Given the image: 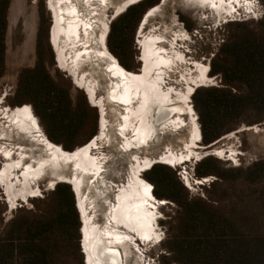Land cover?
<instances>
[{
  "label": "rangeland",
  "instance_id": "obj_1",
  "mask_svg": "<svg viewBox=\"0 0 264 264\" xmlns=\"http://www.w3.org/2000/svg\"><path fill=\"white\" fill-rule=\"evenodd\" d=\"M59 1L61 4L58 5V10L74 8L82 22L74 36L68 30L69 25H73L74 18L60 12L61 20L56 22L48 0H13L8 14L6 71L0 79V203L5 208L3 226L19 210L46 216L52 208L55 170L57 178H66L65 181L72 178L65 170H61L64 174H58V167L52 172L46 171L52 167H49L50 156L48 157L49 153L44 144L46 133L40 123L35 133L28 134L26 131L22 132L12 119L11 111L16 107H12L11 102L14 99L18 75L24 69L33 68L36 62L40 12L43 13L41 40L46 67L56 82L70 90L74 103L85 101L88 105L89 121L81 134L82 144L79 147H84L98 138L95 143L96 154L91 155L102 163L100 172H103L100 174L102 179L99 184L101 191L107 187L110 192L107 195L100 190L95 192L91 179L87 176L84 178L82 190V185L75 188L83 221L81 224L79 216V231L83 227V238L85 222L95 231L101 230L100 227L105 228L106 207L108 203L112 206L115 204V195L127 182L130 164L137 159H148L153 162V166L160 165L171 170L190 199L206 201L231 215L264 213V182L249 185L244 180L223 182L218 178L225 171H245L264 160V120L260 121L254 115L246 114L239 122L228 125L217 139L207 143L203 140L199 114L193 104V95L197 90L223 87L221 75L211 73L212 66L222 61V47L239 32L236 24L245 23L258 30L262 29L258 23L264 22V0H224L233 12L221 23L218 21L216 9L218 3L213 8L210 4L200 5L192 0H160L130 28L120 22L124 13L114 17L116 9L121 7L124 0ZM249 2L252 4L248 5ZM105 25L109 27L105 44L109 51L101 43ZM56 29L62 33L55 35ZM121 31L123 34L120 36ZM98 36L100 52H110L109 58L117 60L120 65L122 61L130 68L129 73L135 75H141L144 70L142 42L145 39L158 38L155 48L158 59H162L158 62L163 63L165 60L164 63L169 64L165 66L167 75L163 74L164 83L162 78L159 86L164 84L163 90L172 92L169 95L172 94L174 105L183 106L185 103L191 110V115L181 117L182 124L178 129L158 132L161 133L157 134L158 144L155 143L156 139H152L146 147H131L128 152L123 150L124 142L134 138L131 126L133 118L129 111H135L141 104L139 99L134 104H127L107 97L118 89L116 81L113 84L109 82L107 74L102 70L104 65L101 61L86 60L91 53L96 54L98 49L95 42ZM85 51H88L89 57L82 53ZM59 53L64 56L65 68L59 63ZM79 53H82L80 58H76ZM179 56L181 59L177 58ZM162 68L160 71L159 68H153L150 77L158 81ZM202 74L207 81L194 84L193 81H197ZM78 81H82L84 85L79 86ZM85 85L93 91L94 99H91ZM240 89V92L244 91L242 87ZM142 95L143 93H138L139 98ZM187 96L189 100H184ZM178 99L181 103H178ZM29 107L31 106L23 105L17 108ZM8 109L11 110L9 113ZM2 115H5L7 121L3 120ZM193 122L196 127L192 125ZM193 128L199 129L201 139H193ZM50 143L59 149L61 147L51 141ZM169 155L177 159L182 157L183 160L175 165L167 164L164 159ZM41 164H46L49 168L41 169ZM152 167L148 170L142 169L144 171L141 177L153 188L146 177ZM198 169L200 173L207 170L212 174L199 175ZM4 170L8 175L2 179ZM25 188L34 194L23 200L19 195ZM153 198L156 200L153 203L154 218L149 226L154 241L147 242L121 223L113 229L114 235L127 236L125 240L119 239L116 247L122 255L123 264H176L167 243L176 234L179 208L170 200L155 196ZM126 241L127 246L124 245ZM84 259L81 250L70 259H61L60 264H85Z\"/></svg>",
  "mask_w": 264,
  "mask_h": 264
},
{
  "label": "trees",
  "instance_id": "obj_2",
  "mask_svg": "<svg viewBox=\"0 0 264 264\" xmlns=\"http://www.w3.org/2000/svg\"><path fill=\"white\" fill-rule=\"evenodd\" d=\"M12 2L0 0V79L6 71ZM159 2L144 0L130 7L120 22L133 27ZM39 18L36 62L33 68L19 73L11 106L30 105L47 138L65 151H73L82 144L80 137L88 124L90 109L85 101L74 103L70 90L51 77L42 53V12ZM235 26L239 32L222 47V61L211 69L212 74L221 75L223 87L197 90L193 95L207 143L246 114L264 120V22L258 23L261 30L245 23ZM240 87L244 91L240 92ZM198 173L212 174L207 170L200 173L199 169ZM146 177L156 198L170 200L179 208L176 234L167 243L176 264H264V213L231 215L206 201L190 199L173 172L164 166H153ZM218 178L259 185L264 182V160L245 171H225ZM51 199L52 208L46 216L19 210L5 226V208L0 203V264H60L61 259L81 252L80 218L71 187L58 184Z\"/></svg>",
  "mask_w": 264,
  "mask_h": 264
},
{
  "label": "bare ground",
  "instance_id": "obj_3",
  "mask_svg": "<svg viewBox=\"0 0 264 264\" xmlns=\"http://www.w3.org/2000/svg\"><path fill=\"white\" fill-rule=\"evenodd\" d=\"M48 1H49V6L54 13L56 22H59L61 20V17L59 16L60 12L68 16L70 15L74 18L73 25H69L68 27L69 33H71V35L74 36L75 33L78 31V27L82 24V22L79 20L78 16L76 15L75 9L65 8L63 11L62 10L60 11L58 10V8H60L58 5L61 4L59 0H48ZM125 1L126 0L122 1L123 3L120 8L116 9V13H119L123 9ZM192 1L200 5L210 4L211 7L213 8H215V5L218 3L216 9L218 13V21L220 23L225 22L227 15L231 16L233 12L232 8H230L228 4H225L224 0H218V1L192 0ZM247 4L251 5L252 2H249ZM103 29L104 31L101 36V43L104 47H106L105 45L106 35L109 31L108 25H105ZM60 33H62L61 30L59 29L55 30V35H58ZM156 41H158V38L145 39L142 42V46H143L142 56L144 60V70L141 75H135L133 73H129L124 69H122L119 66V64H117L116 60L109 58L110 55L109 52H108L109 55L103 52H99V57L109 61L108 69L110 73L115 78H117V81H119V83H117L118 89L115 90L113 93H109V98L112 100H119L127 104H131V103L134 104L136 99H139V104H141L135 108V111H133L134 109L129 111L130 115H132L133 118L131 126L133 129L134 138L133 140H126L124 142L123 149L127 151L131 147L132 148L146 147L148 141L149 140L152 141V139L157 137L159 131H164L166 129L168 131L171 130L172 128L178 129L182 124V119L180 115H176L177 117L175 119L172 120L170 119L171 120L170 122H168L165 125H162L161 127H157L154 124L153 113L155 109L158 107V110H160L161 106L167 107L169 109L171 107H174L171 105H174L175 102L174 100H172L169 93L162 91L161 87L159 86V83L162 82L163 74H165L167 70L165 66L169 64L168 62L164 63L165 62L164 58H163L164 60L163 63L158 62L159 60L158 52L155 48ZM87 52L85 51L82 53H86V56L89 57ZM82 53L76 55V58H80ZM177 58L181 59L180 56ZM58 59L60 65L65 68L66 62L64 60V56L62 53L58 54ZM161 60L162 59H160L159 61ZM161 67L163 68L159 73L160 76L158 77V81L153 80V78H151L149 75L150 72L152 71L153 68L154 69L159 68L160 71ZM206 81L207 79L202 74L197 78V81H193V83L197 85V84L205 83ZM77 84L79 86L84 85L82 81H78ZM85 88H87V91L91 99H94L93 91L89 88V86L85 85ZM138 93H143L142 95L143 97L139 98ZM188 94L190 95V90L188 91ZM184 100H189V96H187ZM178 103H180L179 99H178ZM181 107L185 108L188 114L191 115V110L187 108V105H185V103H183V106ZM29 109L15 108L13 111L8 109V113L10 111L12 113L13 122L17 124V126L20 128L22 132L26 131L28 134L33 132L35 133L38 130L36 119L30 113ZM173 112L174 110H170V112L167 113L172 114ZM163 113H166V111L163 110ZM161 120L162 118L159 121H156V124L158 122H161ZM100 124H101V118H100ZM192 125L194 127L197 126L194 122ZM102 130L103 129L101 128L100 131ZM193 130H192L193 139L194 140L201 139L199 129L193 128ZM97 139L98 138H95V140L87 148L78 147L76 148V150L72 152H64L61 148L59 149L58 147L50 143L48 139L45 138L44 144L47 149L46 151H48L49 153L48 157L50 156V160L48 161V163H49V167H52L50 169H47L46 171L51 170L52 172V170L54 168L56 169L57 167H59V165L62 166V164L73 163L74 169L77 170L80 176H84L85 174H87V175H92L94 178L97 177L101 173L100 172L101 163L99 162V159L97 157H94L92 155L88 156V154L86 153V151L89 148H91L92 146L95 147L96 145L95 143ZM156 140H158V138H156ZM182 160H183L182 157L181 158L179 157L177 159L176 157L170 155L165 157L164 159L165 163L174 164V165L178 164ZM151 164H152L151 161H149L148 159H144L143 161L141 159L136 160V166L133 165L131 167L132 175H131V179L128 182V187H123L120 190L119 195L117 196V201L119 203V206L115 208V212L111 217L112 221L114 222V225L121 223L122 225L127 226L126 228L128 230L134 231V233L137 234V236H140L144 240H147V242L149 243L154 241L152 238L153 236L151 235L152 231L149 225L152 223V218H154L153 210L155 209L154 208L155 205L153 203L156 200L155 198H153V195H151L152 187L145 180H142L139 177V175L141 174L142 169L148 168ZM49 167H47L46 164L40 165L41 169L49 168ZM7 175H8L7 171L4 170L1 175L2 179L5 178V176ZM80 176L74 175L73 180L67 179L66 181L71 182L73 186H75L74 188H78L82 185ZM62 178H58V179L54 178L53 180H55V183L57 182V180L65 181L66 178L65 177H64L65 179ZM32 194H34V192L30 191V189L28 188H25L20 193L19 196L20 198L25 200L27 196ZM128 225L130 226L128 227ZM113 229L114 228L110 230L95 231L90 229L88 223L85 222V227L83 230L84 232L83 245L86 253L85 256H86L87 264H117L118 256L117 257L114 256L118 254L117 251L118 248L116 249L118 245L117 241L119 239L125 240L127 236L114 235L115 232L113 231ZM112 248H115V250H111Z\"/></svg>",
  "mask_w": 264,
  "mask_h": 264
},
{
  "label": "flooded vegetation",
  "instance_id": "obj_4",
  "mask_svg": "<svg viewBox=\"0 0 264 264\" xmlns=\"http://www.w3.org/2000/svg\"><path fill=\"white\" fill-rule=\"evenodd\" d=\"M262 1V0H261ZM106 38H107V35H106ZM95 44H96V47H97V49L98 50H96V54H90V58H86V60H88V59H96V61H101V63L104 65V67H103V72H105V74H107V78L109 79V82L111 83L112 82V84H113V82L115 83V81H117V78H115L111 73H110V71H109V69H106V66H108L109 65V61L108 60H105L104 58H101V57H99V52H100V50H101V46H99L100 44H99V36L97 37V41L95 42ZM106 44V43H105ZM107 47V46H106ZM107 50H108V48H107ZM109 51V50H108ZM110 53V52H109ZM111 55V54H110ZM117 61V60H116ZM117 64H119V62L117 61ZM119 66L122 68V69H124L120 64H119ZM125 71H127V72H129L128 70H126V69H124ZM142 72V71H141ZM164 75H167V73H165ZM165 78V76L163 77V83H164V79ZM116 83H119V81H117ZM163 87H164V84H161V90L162 91H164L163 90ZM164 92H166V93H172L170 90H167V91H164ZM107 97L109 98V94L107 95ZM171 98H172V100H173V97H172V94H171V96H170ZM191 101V100H190ZM181 103V102H180ZM171 106H174V107H171V108H167V107H162L161 106V108H160V110H158V107L155 109V111H154V116H153V118H154V124L157 126V127H161L162 125H165V124H167L168 122H170L172 119H175L177 116L176 115H180L181 117H186L187 115H189L188 114V112L186 111V109L185 108H183V107H179V105H171ZM192 108V107H191ZM163 110H165L166 111V113H163ZM170 110H174V112L172 113V114H170V113H167V112H170ZM194 111V110H193ZM173 117V118H172ZM162 118V120H161V122H158L157 124H156V121H159L160 119ZM171 119V120H170ZM161 133H159V135H160ZM200 136H201V134H200ZM159 136L157 135V137H155L154 138V140L156 139V138H158ZM49 140V139H48ZM158 140H159V138H158ZM158 140H156L155 141V143L156 144H158L159 143V141ZM50 141V140H49ZM43 145V144H42ZM44 146V145H43ZM60 147V146H59ZM61 148V147H60ZM45 149V148H44ZM62 149V148H61ZM63 150V149H62ZM125 152H128L127 150H125V149H123ZM64 151V150H63ZM74 151V150H73ZM72 152V151H71ZM135 156V155H134ZM134 158V157H133ZM134 160V159H133ZM101 163V162H100ZM102 164V163H101ZM63 165H66L64 168H61V166L59 165V167H58V169L60 168V171H59V173L58 174H64V173H62L61 172V170H65V173L68 175V176H70V177H72L71 179H73V175H79L80 176V174L77 172V170L76 169H73V164H62V166ZM133 165H136V161L134 160V162H131V164H130V172H129V176H128V179H127V182H126V184L125 185H123L122 187H121V189L123 188V187H125V186H127V184H128V182H129V180L131 179V166H133ZM151 165H153V162H152V164ZM150 165V166H151ZM73 166V167H72ZM149 166V167H150ZM148 167V168H149ZM102 168V167H101ZM103 170V169H102ZM103 171H101V173H102ZM100 173V174H101ZM142 173V172H141ZM100 174L97 176V177H93V176H91V175H87V174H85L84 176H80L81 177V183H82V187H81V190H82V188H83V186H84V178H85V176H87V177H90V179H91V183H92V187H93V190L95 191V192H97V191H101V189H100V187H99V184H101V181H100V179H102V177H100ZM139 177L142 179V177H141V175H139ZM71 179H68V180H71ZM147 182V181H146ZM121 189H119V191H118V193L115 195V204L112 206L111 204H109L108 203V205H107V213L105 214V228L104 227H100L101 228V230H110V229H112V228H115L116 226L114 225V222L112 221V220H110L111 219V217L113 216V212L115 211V208L117 207V205H118V202H117V196L119 195V192H120V190ZM104 195H107V194H109L110 192H109V188H105L103 191H101ZM152 193V192H151ZM151 195H153V194H151ZM154 197V196H153ZM82 224V223H81ZM118 228H121V229H123V230H125V231H128V230H126L125 228H123L122 226H118ZM129 232H131V231H129ZM133 235H135L133 232H131ZM127 242L128 241H126V243L124 244L125 246H127ZM123 245V246H124ZM122 247V246H121ZM85 258H86V256H84ZM121 261H122V264H123V258L121 257ZM87 264V263H86Z\"/></svg>",
  "mask_w": 264,
  "mask_h": 264
},
{
  "label": "water",
  "instance_id": "obj_5",
  "mask_svg": "<svg viewBox=\"0 0 264 264\" xmlns=\"http://www.w3.org/2000/svg\"><path fill=\"white\" fill-rule=\"evenodd\" d=\"M144 0H126L125 1V3H124V6H123V9L119 12V13H116L115 12V15H114V17H117V16H119L120 14H122V13H125L126 11H127V9H129L130 7H132V6H134V5H137V4H139V3H141V2H143ZM108 34V33H107ZM110 91H112V89H110ZM87 96V95H86ZM88 97V96H87ZM30 113L32 114V115H34V113H33V111H32V108L30 107ZM2 118H3V120L4 121H7V119L5 118V115H2L1 116ZM37 119V118H36ZM37 126H39V122H38V119H37ZM100 130H101V127H100ZM45 138L46 139H48L46 136H45ZM95 140V139H94ZM93 140V141H94ZM92 141V142H93ZM91 142V143H92ZM91 143H89V144H87L86 146H84L83 148H87ZM45 150V149H44ZM96 148L94 147V146H92L91 148H89L87 151H86V153L88 154V156H90L91 154H96ZM39 162V161H38ZM37 162V163H38ZM69 164H72V163H69ZM153 165H151L149 168H146L145 170H148V169H150L151 167H152ZM73 167V166H72ZM74 168V167H73ZM56 172V171H55ZM143 172V171H142ZM141 175V174H140ZM53 176H54V178L55 179H58L56 176V174L54 173L53 174ZM58 184H66V185H68V186H70L71 187V190H72V192H73V194H74V196H75V202H76V208H77V211H78V213L80 214L79 216H80V218H81V223H83V221H82V217H81V212H80V210H79V206H78V198H77V192H76V190H75V188H74V186H73V184L71 183V182H67V181H60V180H57V182L54 184V186H53V188H55ZM152 190H153V188L151 189V192H152ZM83 228V227H82ZM82 228H81V241H80V247H81V250H82V254L85 256L86 255V253H85V249H84V245H83V233H82ZM117 251H118V254L117 255H114L115 257H117L118 256V258H119V260H118V258H117V264H122V259H121V257H122V255H121V253H120V251L117 249ZM84 262H85V264H86V258L84 259Z\"/></svg>",
  "mask_w": 264,
  "mask_h": 264
}]
</instances>
